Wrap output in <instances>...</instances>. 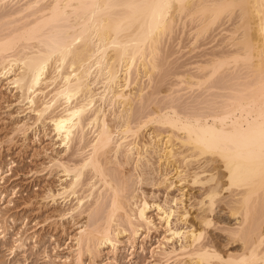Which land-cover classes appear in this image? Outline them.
<instances>
[{
    "label": "bare ground",
    "instance_id": "6f19581e",
    "mask_svg": "<svg viewBox=\"0 0 264 264\" xmlns=\"http://www.w3.org/2000/svg\"><path fill=\"white\" fill-rule=\"evenodd\" d=\"M186 55L197 60L175 69ZM1 81L30 129L49 126L64 155L78 145L76 162L53 159L66 181L47 193L87 214L68 264L127 233L134 244L152 208L172 246L164 264H264V0H0ZM154 156L160 186L198 188L193 222L184 192L161 204L133 189Z\"/></svg>",
    "mask_w": 264,
    "mask_h": 264
},
{
    "label": "rangeland",
    "instance_id": "374dc122",
    "mask_svg": "<svg viewBox=\"0 0 264 264\" xmlns=\"http://www.w3.org/2000/svg\"><path fill=\"white\" fill-rule=\"evenodd\" d=\"M219 39L218 37L214 43L203 49L210 50ZM174 43L169 44L172 51L177 49ZM172 45L175 50L172 49ZM203 49L197 52H203ZM187 51V49L184 50V53ZM195 54L197 53L191 56ZM191 56L186 55L178 60L175 69L183 62L191 60L189 59L192 58ZM175 57L176 55L173 56L174 59ZM195 60L197 59L194 58L191 61ZM168 81L172 83L176 79L171 78ZM167 83L163 85V89H168L169 83ZM189 96L190 94L185 95L183 100H189ZM19 98L20 93L11 89L6 81L0 82V232L5 231L6 234L5 239L0 234V264H68L73 262V236L78 232L81 223L86 221L84 216L86 217L87 214L79 217L77 212L73 211L76 200L62 203L63 200L59 199L54 203L47 199V193L49 190L58 192L66 181L62 170L56 166L52 167L53 159H60L70 164L76 162L80 159L77 154L78 145L74 143L72 151L66 155L60 153L59 143L55 144L57 141L54 140V133L49 126L45 131L42 128L37 133L30 129L34 122L33 114H29V110L24 111L25 107L20 104ZM24 124H26L25 127H23ZM19 127L22 130H19ZM146 138L148 140V136ZM152 158L154 159L151 161L155 164H152L151 168L154 166L152 168L154 170L151 171L148 166L146 167L148 169H145L148 170V174L152 172L147 176L149 181L138 187L135 185L136 180L134 181L137 179V172L133 170L136 174L132 173L134 175H131L132 179L129 175L134 166L125 168L124 174L127 173L130 180L135 182H133L134 188L131 187L140 189H136V192H143L150 202L161 204H164L166 200L170 202L173 197H181L184 192V202L178 205V209L188 211V221L193 222L198 208L195 206L198 188L191 190L187 187L182 193L176 188L166 190L164 186L159 185L162 177L158 170L159 164L156 163L158 157ZM171 173L174 174V171L172 170ZM87 174L86 178L90 177V174ZM163 174H165L164 169ZM89 204L91 202H88ZM148 213L153 220V225L150 229L146 226L142 227L134 244L129 242V233L124 234L115 248L111 245L103 246L94 260L85 258V264H164L165 260L159 252L161 247L169 249L172 247L165 240L169 234L158 211L152 208ZM174 222H176L175 218ZM178 226L182 224L178 223ZM225 226L222 224L215 227L219 229L213 228L215 230L213 236L218 241H223L226 237V233L220 230ZM208 237L209 235L206 240ZM20 239L26 242V247L11 255V248L18 244Z\"/></svg>",
    "mask_w": 264,
    "mask_h": 264
}]
</instances>
